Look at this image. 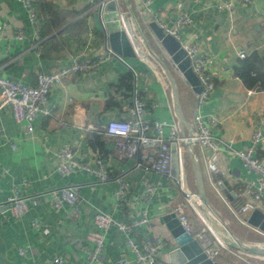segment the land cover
Masks as SVG:
<instances>
[{
    "label": "crops",
    "instance_id": "crops-1",
    "mask_svg": "<svg viewBox=\"0 0 264 264\" xmlns=\"http://www.w3.org/2000/svg\"><path fill=\"white\" fill-rule=\"evenodd\" d=\"M217 1L150 0L151 13L145 14L140 11L141 0H118L119 11L128 32L135 37L142 59L136 55L132 58L121 56V60L113 58L89 73L69 76L53 86L48 98L49 104L55 107L53 115L38 116L33 122L32 133H26L7 111H0V205L5 203L14 186L19 187L28 203L24 215L0 224V264H52L55 258L62 260L60 264H85L82 248L86 234L94 229L93 216L97 212L109 214L124 224H131L145 214L148 224L134 230L132 238L150 243L172 240L162 219L174 209L184 208L188 216L194 218L172 179L147 172L138 166L136 158L118 156L114 139L84 131L87 124L125 120L126 109L136 97L145 103L148 122L172 124L175 120L183 136L193 133L191 122L196 92L165 59L150 23L159 28V24L171 28L179 15L191 18L192 24L183 30V37L197 43L200 55L209 60L207 69L213 76L214 90L200 112L205 119L214 118L209 128L216 138L228 143L233 150L241 151L250 146L255 129L264 135V90L259 83L249 87L235 74V68L243 60H249L257 73L264 74V0L237 4L232 15L217 11ZM99 4L101 0H94L92 4L86 0H34L40 37L38 49L34 40L35 27L23 4L19 0H0V77L34 86L38 73H53L77 58L95 60L105 54L110 47ZM18 31L22 32L20 40L15 38ZM142 36L171 72L186 124L179 121L169 81L149 55ZM242 52L246 54L243 59L239 57ZM250 90L254 93L248 95ZM164 135H168L167 128ZM10 142L15 144V149ZM67 143L74 146L75 158L80 164L91 163L94 156H100L107 167L108 180L101 182L80 167L73 174L62 177L57 171V154ZM191 149L203 176L207 200L217 214L212 216L221 230L229 235L227 228L240 241L264 248V236L239 224L210 185L199 147L193 144ZM223 155L222 171L213 176V180L223 175L240 185L257 183V176L244 168L236 156L225 148ZM253 156L264 163V141L256 146ZM182 157L185 186L195 194L192 186L187 185L190 177L186 163L197 193L185 145ZM23 180L28 186L22 185ZM118 180L127 187L124 204L114 197ZM148 184H153L156 190L146 200L144 190ZM62 187L77 190L80 211L77 220L68 217V206L60 210L51 206L50 192ZM231 190L232 193H222L227 202L235 206L240 189L231 185ZM32 200H36L37 205L33 206ZM195 208L203 216L200 208ZM249 217L246 216L247 221ZM34 220L39 222L40 228L32 227ZM199 234L207 236L196 224L192 236ZM21 247H28L24 256L18 255ZM170 252L166 249L157 264H174ZM239 254L229 248L222 250L213 261L264 264V258ZM120 258L130 262L134 259L125 235L116 227H110L101 260L108 263Z\"/></svg>",
    "mask_w": 264,
    "mask_h": 264
},
{
    "label": "built area",
    "instance_id": "built-area-1",
    "mask_svg": "<svg viewBox=\"0 0 264 264\" xmlns=\"http://www.w3.org/2000/svg\"><path fill=\"white\" fill-rule=\"evenodd\" d=\"M26 8L29 21L34 25V40L35 47L40 43L38 31V18L33 7L34 0H19ZM94 0H86L92 4ZM117 6L121 30L124 32L133 52L139 58L138 46L136 45L135 37L128 32L124 16L119 11V2L114 0ZM249 0H218L216 10L232 15L237 4H247ZM150 0H141L140 11L145 14H150L151 10L148 7ZM192 24V20L185 14L177 17L174 25L166 27L164 24H159L165 34L170 35L177 41L181 48L185 51V55L190 61V67L193 74L199 81L200 90L195 94L196 107L193 114L191 127L192 135L190 140L199 147L202 153V161L209 177L210 185L215 190L216 194L226 204L231 215L241 225L252 230L254 233L264 236V232L258 227L251 225L246 216L258 211L264 216V163L253 156V151L261 142L264 141V135L259 129H255L250 137V146L241 151L233 150L228 143L216 138L210 131L209 124L214 122V118H203L200 108L207 103L212 91L214 90L213 76L208 72L209 60L200 55V49L197 43L193 40H185L183 30ZM16 39L22 38V32L18 31ZM156 44L162 50V54L171 67L177 71L181 78L182 74L177 70L176 64L171 60L161 47L157 40ZM241 59L246 57L245 52L239 54ZM113 58L121 60L111 49H107L106 53L98 56L95 60L87 58H77L69 65L60 68L53 73H38L36 76V84L34 86L25 85L20 82H13L0 77V111H7L16 124L20 125L26 133H32L33 122L38 116H52L54 106L49 104V94L53 86L61 83L65 78L80 74L89 73L101 64ZM254 91H248V95ZM70 101V100H69ZM127 117L121 121H110L106 124H87L84 131L93 132L114 139V149L118 156L122 158H136L138 166L145 169L147 172L169 177L172 179L184 195V200L193 213L199 218L205 228L209 231L204 218L198 213L197 208H200L197 195L191 193L185 186L183 177V150L184 143L188 137L180 133L178 123L173 120L172 124L166 122L145 120L146 106L143 101L134 98L131 105L126 109ZM167 128L168 135H164V129ZM176 144L177 159H178V176L173 177L170 172L171 152L170 145ZM13 149L15 144L10 142ZM227 149L230 154L236 156L244 168L257 176V183L242 184L236 181L228 180L225 176H220L213 180V176L219 175L222 171L223 149ZM57 171L62 177L73 174L77 167L87 172L90 176L98 179L101 182L108 180V170L100 156H94L91 163L80 164L75 158L74 146L67 143L64 144L57 154ZM119 186L114 193V197L118 203L124 204L127 201L126 184L118 180ZM226 183L230 188L236 186L240 189L239 198L235 206L227 202L220 188V184ZM22 185L28 186L26 180L22 181ZM156 187L153 184H148L144 190V199H148L154 194ZM223 192V193H222ZM51 206L54 210H60L64 206L70 208L68 217L72 220L79 218V196L77 190L71 187H62L50 192ZM33 206L37 205L36 200L30 202ZM28 211V203L21 195L19 187L14 186L10 196L7 197L5 203L0 205V224L9 222L12 218H20ZM171 213L179 221L185 233L192 236L193 220L188 216L184 208H176ZM195 219V218H194ZM148 224V219L145 214L141 219L131 223L124 224L114 220L109 214L97 212L93 216L94 229L89 231L85 237V245L83 253L85 254V264H157L158 259L167 250H174L175 240L150 243L146 241H136L132 238V233L136 229L145 227ZM37 221H32V227L40 228ZM110 227H116L126 237L127 246L133 255V262L126 258H120L112 262H103L101 256L104 251L105 237ZM210 232V231H209ZM213 240L206 235L192 236L201 246L207 258L214 260L222 250H229L224 244L220 243L210 232ZM263 248L262 246H258ZM28 247L18 249V255L24 256ZM264 249V248H263ZM62 260L55 258L52 264H60Z\"/></svg>",
    "mask_w": 264,
    "mask_h": 264
},
{
    "label": "water",
    "instance_id": "water-1",
    "mask_svg": "<svg viewBox=\"0 0 264 264\" xmlns=\"http://www.w3.org/2000/svg\"><path fill=\"white\" fill-rule=\"evenodd\" d=\"M99 10L100 13L102 12L101 17L104 22L105 32L108 37L110 49L119 57H134L135 54L124 32L121 30L119 14L115 1L101 0V4H99ZM149 26L156 39L160 42L166 52L170 55L171 60L176 64L177 70L182 74L183 78L189 83L194 92H199V81L193 74L192 69L190 67V61L186 57L185 51L181 48V45L177 41H175L170 35L165 34L163 30L159 28L155 23H150ZM142 40L149 55L159 64L163 73L168 79L171 87L173 107L175 113L179 118V121L181 123L186 124V121L184 120V117L181 112L176 83L171 72L169 71L168 67L152 52L150 46L148 45L146 39L143 36ZM191 135L188 136V139L184 143V145L186 149V155L189 159V162L191 163L194 172V177L197 185L196 195L199 199L200 210L204 213V215L206 212L212 213L214 216H216L212 212L210 204L207 200L205 183L198 162L192 154L191 147L193 145V142L190 140ZM170 152V172L173 177H177L178 159L177 148L175 143H172L170 145ZM220 188L225 194L232 193L231 188L224 182L220 184ZM162 220L166 227L169 229L171 236L176 243V248L172 250L169 254L174 264H218L217 262H214L213 260L207 258L200 244L191 235L184 232L174 213L166 214ZM248 222L253 226H258L261 230L264 231V216L262 213L258 211L253 212L250 215ZM224 227L226 228L225 225ZM226 230L230 234L231 238L229 240L226 238H222V240L228 248L249 256L264 258L263 248L242 242L236 236H234L227 228Z\"/></svg>",
    "mask_w": 264,
    "mask_h": 264
},
{
    "label": "trees",
    "instance_id": "trees-1",
    "mask_svg": "<svg viewBox=\"0 0 264 264\" xmlns=\"http://www.w3.org/2000/svg\"><path fill=\"white\" fill-rule=\"evenodd\" d=\"M45 35V34H44ZM251 73H254V76H252ZM235 74L249 87L256 85L259 83L260 88L264 90V74L257 73L252 63L249 60H243L240 63V66L238 68H235ZM193 213V212H192ZM193 217L196 218L197 222L200 224V226L204 229L205 233L208 237H210L212 240V236L209 233V231L205 228V226L202 224V222L199 220V218L193 213ZM203 217V216H202ZM240 256H249L246 254H239Z\"/></svg>",
    "mask_w": 264,
    "mask_h": 264
},
{
    "label": "bare ground",
    "instance_id": "bare-ground-1",
    "mask_svg": "<svg viewBox=\"0 0 264 264\" xmlns=\"http://www.w3.org/2000/svg\"><path fill=\"white\" fill-rule=\"evenodd\" d=\"M198 198V197H197ZM199 200V199H198ZM203 213V212H202ZM203 216H204V219H205V222L208 226V228L210 229V231L213 233V235L216 237V239L218 241H220L221 243H224L222 238H226V239H230L231 236L230 235H227L225 234L221 228L219 227V225L216 223V221L214 220L213 216H212V213H206L205 212V215L203 213Z\"/></svg>",
    "mask_w": 264,
    "mask_h": 264
},
{
    "label": "rangeland",
    "instance_id": "rangeland-1",
    "mask_svg": "<svg viewBox=\"0 0 264 264\" xmlns=\"http://www.w3.org/2000/svg\"><path fill=\"white\" fill-rule=\"evenodd\" d=\"M126 20V22L128 23V19L126 18L125 19ZM188 167H189V165L186 163V170H187V175H189V177H190V180H187V185H189L190 184V186H192V188H193V192H195V194H196V188H195V182H194V178H193V175H192V173H191V171L188 173ZM187 179H188V176H187ZM190 181V182H189ZM209 196V195H208ZM214 201H216V200H214ZM189 208V207H188ZM212 209V208H211ZM192 211V210H191ZM193 212V211H192ZM212 212L215 214V215H217L213 210H212ZM192 218V217H191ZM195 218V217H194ZM194 218H192V220H193V222H192V226L193 227H196V224H199L198 222H197V220H196V218L194 219ZM221 221V220H220ZM222 222V221H221ZM199 226H200V224H199ZM210 230V229H209ZM229 230V229H228ZM229 231H231V230H229ZM210 233V232H209ZM212 233V232H211ZM212 235H213V233H212ZM230 235V234H229ZM214 236V235H213ZM215 237V236H214ZM216 239V238H215Z\"/></svg>",
    "mask_w": 264,
    "mask_h": 264
}]
</instances>
